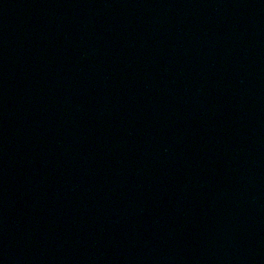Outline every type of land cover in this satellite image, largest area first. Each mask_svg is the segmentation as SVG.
Segmentation results:
<instances>
[{"label":"water","instance_id":"1","mask_svg":"<svg viewBox=\"0 0 264 264\" xmlns=\"http://www.w3.org/2000/svg\"><path fill=\"white\" fill-rule=\"evenodd\" d=\"M0 264H264V0H0Z\"/></svg>","mask_w":264,"mask_h":264}]
</instances>
